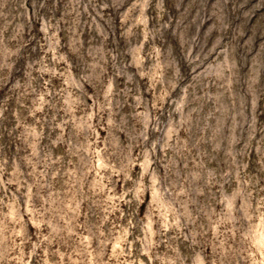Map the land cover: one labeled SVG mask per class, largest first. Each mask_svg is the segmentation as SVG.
Listing matches in <instances>:
<instances>
[{
    "label": "rangeland",
    "instance_id": "374dc122",
    "mask_svg": "<svg viewBox=\"0 0 264 264\" xmlns=\"http://www.w3.org/2000/svg\"><path fill=\"white\" fill-rule=\"evenodd\" d=\"M0 32L25 42L21 58L0 49L11 68L0 81V264L264 260V220L255 211L264 203V0H0ZM159 44L181 63L189 46L202 58L226 49L241 71L205 142L173 148L175 128H166L159 154L171 157L172 176L163 187L154 176L151 203L137 210L116 202L120 184L109 191L103 149L111 142L136 155L138 129L152 128L133 84L153 56L159 67ZM74 61L81 76L123 71L95 108L92 98L82 102ZM105 98L111 135L96 127ZM141 160L146 172L155 167L150 156Z\"/></svg>",
    "mask_w": 264,
    "mask_h": 264
},
{
    "label": "clouds",
    "instance_id": "9594fccd",
    "mask_svg": "<svg viewBox=\"0 0 264 264\" xmlns=\"http://www.w3.org/2000/svg\"><path fill=\"white\" fill-rule=\"evenodd\" d=\"M55 3V0H53ZM48 19L40 18V23L45 24ZM51 27V25H48ZM168 27V25H164ZM19 33L12 35L6 39L3 32H0V49H14L18 54L17 58H21L25 48V42L18 39ZM153 46H156L155 38ZM162 49L163 59L160 61L159 67L156 65L154 56L150 60V67L146 65V75L140 78L137 73L136 83L133 88L143 95V107L151 114L152 128L142 126L138 129L135 141V147L139 149L136 155L132 154V149L121 151L117 147L106 142L103 149L104 159L108 161L107 179L112 184L109 191L115 189L116 184H120L121 191L116 197V202H122L128 207L141 209V201L144 202V208H147L150 201V193L154 191V176H159L161 186L167 185L172 176V169L169 167L171 157L165 153L161 156L160 151L164 146L169 144L165 139L166 128L172 126L175 128V138L172 147L177 145L185 147L191 145L195 148L197 144L206 141L208 133L212 132L222 119V105L220 104L221 96H230L234 91L232 85L238 83V76L241 71V65L235 58H230L226 49H220L219 52L211 51L203 58L200 55L193 56V48L189 46L183 57V62L178 58L169 60V51ZM223 55V59L219 57ZM148 57L149 53H145ZM215 65V67H213ZM77 76L81 80L80 96L82 102L86 104L87 100L92 98V107H97V102L102 96L106 86L111 85L115 76H119L123 71H113L106 74L101 70L97 74L87 73L81 76V68L74 61L71 65ZM6 60L0 61V81L6 74L10 73ZM259 75V71L257 73ZM123 82V81H122ZM153 86L155 90L153 91ZM219 86L224 91L216 93L213 91ZM236 102L238 97L236 94ZM240 100V99H239ZM110 100H105L99 104V110L96 115L99 117L96 127H105L109 130V134L113 130L112 112L109 108ZM155 106V107H154ZM166 106V107H165ZM141 107V105H137ZM164 108V113H160L159 109ZM67 127V122L62 121ZM59 127V125H56ZM124 134V140L127 135L124 130H120ZM63 135V133H61ZM72 137L79 136V131L70 129ZM123 141H121L122 143ZM160 145L158 149L157 145ZM150 156L155 167L149 171H145L141 157ZM89 158L94 159L91 153ZM81 159H84L81 157ZM139 164L141 167H136ZM164 165L163 168L161 165ZM95 166L89 168L94 171ZM87 179V173L82 178L77 179V183L81 184L78 191H83V180ZM113 180L115 184H113ZM264 200V197H262ZM143 208V209H144ZM264 203L260 204L255 211L260 213L261 219L264 220ZM123 215V212L121 213ZM131 225V220H129ZM16 235H19L17 233ZM46 239V238H45ZM191 255V254H189ZM205 259H209V254L204 251ZM264 264V260L260 262Z\"/></svg>",
    "mask_w": 264,
    "mask_h": 264
}]
</instances>
